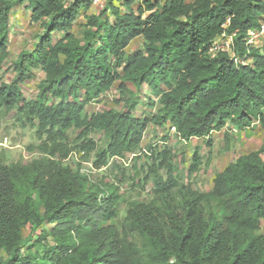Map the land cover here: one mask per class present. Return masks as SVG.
Listing matches in <instances>:
<instances>
[{
  "label": "trees",
  "instance_id": "obj_1",
  "mask_svg": "<svg viewBox=\"0 0 264 264\" xmlns=\"http://www.w3.org/2000/svg\"><path fill=\"white\" fill-rule=\"evenodd\" d=\"M114 1L96 12L92 0H0V71L13 9L30 10L42 28L8 66L13 77L0 81V120L12 112L40 139L38 157L0 161V264H264V140L218 171L208 191L176 177L169 145L143 146L150 125L175 127L184 141L206 140L209 159L214 132L224 130L228 144L234 129L257 121L264 130V39L248 43L264 0ZM224 33L244 62L211 51ZM37 70L44 75L29 98L23 86ZM115 86L121 108L88 112ZM71 153L121 171L116 159L146 156L153 198L130 201L120 230L111 223L120 214L119 182L91 179L84 160L66 163ZM202 161L195 152L189 172Z\"/></svg>",
  "mask_w": 264,
  "mask_h": 264
},
{
  "label": "rangeland",
  "instance_id": "obj_2",
  "mask_svg": "<svg viewBox=\"0 0 264 264\" xmlns=\"http://www.w3.org/2000/svg\"><path fill=\"white\" fill-rule=\"evenodd\" d=\"M117 5L122 6L123 0H115ZM92 11H100L101 8L92 7ZM90 10V11H91ZM85 22L84 16H80L73 28L74 32L80 33ZM11 35H10V56L7 59L3 69L0 71V81H9L13 77V73L8 69L11 61L17 54L24 48L31 49L37 40L36 36L42 31L39 24H32L30 22V10L25 9L23 6H16L11 15ZM264 39V38H263ZM263 40L259 41L262 45ZM142 40L135 39L128 47V51L137 49ZM36 78L24 84L23 88L27 97H34L37 93V86L44 73L41 70L36 71ZM131 88L134 87L129 84ZM141 98L145 100L150 97L148 87L140 92ZM155 97V96H153ZM119 92L117 86L113 87L112 91L93 101L87 106L88 112L100 111L109 108H121L118 103ZM157 100V97H155ZM144 107L141 108V110ZM231 132V139L229 146L225 142L224 130L214 132L211 136L213 138L212 156L208 159L209 148L206 140L202 138H192L189 141L180 139L177 134L172 130L167 131L165 128H154L150 125L143 140V146L152 143L156 146L169 145L174 152V170L175 175L180 181L190 185L195 189L208 191L211 189L213 179L218 171L224 169L229 163L233 162L241 154L248 153L260 147L264 140V130L261 129L259 123L253 126ZM99 145L105 141L103 134L96 133L93 135ZM75 134L72 135L74 139ZM40 139L35 133V130L30 126H22L14 119L12 112L2 115L0 120V161L6 163L12 162H27L33 158L38 157L37 146ZM197 152L203 157L202 164L199 169L191 173L189 168L193 161V156ZM78 160H84L80 164L82 171L87 172L91 179L95 181L102 180L104 182L112 183L119 182L122 190V198L120 203V214L116 220L111 223L117 225L120 230L123 229V220L126 211L129 208L130 201L147 202L154 196L153 182L150 178L145 179L147 173V157L141 155L137 160L116 159L119 163L123 164L127 169H118L109 165L101 169H96L92 166V155L87 158H81L79 153H71L66 160L73 167H77ZM127 162V163H126ZM137 167H133L134 164ZM119 180V181H118ZM261 231L264 232V221L262 222ZM28 234V229H24V235ZM131 240L141 245L142 238L135 232L130 235Z\"/></svg>",
  "mask_w": 264,
  "mask_h": 264
},
{
  "label": "built area",
  "instance_id": "obj_3",
  "mask_svg": "<svg viewBox=\"0 0 264 264\" xmlns=\"http://www.w3.org/2000/svg\"><path fill=\"white\" fill-rule=\"evenodd\" d=\"M124 1V0H123ZM107 0H92V7L103 9L106 6ZM264 38V18L261 20L260 28L253 29L249 33L248 43L252 45H259V41ZM221 49L230 53L236 63L244 62L233 50V35L224 33L212 46L211 51L217 52ZM255 123H258L257 121ZM254 123V124H255ZM173 131L175 127L172 128Z\"/></svg>",
  "mask_w": 264,
  "mask_h": 264
}]
</instances>
